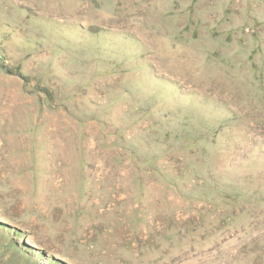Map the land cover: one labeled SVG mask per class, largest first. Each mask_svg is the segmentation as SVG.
Listing matches in <instances>:
<instances>
[{
	"label": "rangeland",
	"instance_id": "374dc122",
	"mask_svg": "<svg viewBox=\"0 0 264 264\" xmlns=\"http://www.w3.org/2000/svg\"><path fill=\"white\" fill-rule=\"evenodd\" d=\"M0 264H264V0H0Z\"/></svg>",
	"mask_w": 264,
	"mask_h": 264
}]
</instances>
